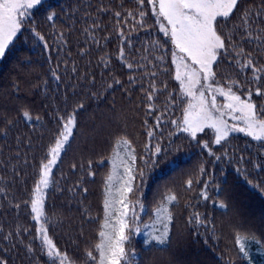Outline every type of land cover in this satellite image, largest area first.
<instances>
[{"label": "trees", "instance_id": "obj_1", "mask_svg": "<svg viewBox=\"0 0 264 264\" xmlns=\"http://www.w3.org/2000/svg\"><path fill=\"white\" fill-rule=\"evenodd\" d=\"M140 7L135 0H42L0 59L2 264H51L34 239L36 225L25 201H30L39 166L62 128L61 117L68 114L75 115L76 126L45 190V227L73 264H90L85 253L98 239L105 180L121 137L135 149L137 172H144L133 193L145 206L140 213L142 229L152 222L166 194L178 197L169 206L173 221L168 243L145 245L148 230H142L127 245L137 254V264H264V147L242 133H232L222 146L215 145L212 132L205 129L198 139L209 143L215 153L209 156L172 125V120L182 119L186 105V100L175 99L179 85L173 79L172 45L159 31L146 0L147 29L135 23ZM246 10H251L247 25L241 19ZM130 11L133 17L126 18ZM219 30L228 45L214 65L219 86L227 88L237 81L238 94L251 89L254 102L264 106V97L255 95L264 82L254 84L251 69L242 70L236 63L251 59L256 67L264 66V0H239ZM122 48L123 61L118 59ZM241 48L244 53L237 55ZM153 82L159 91L149 101ZM25 111L30 118L24 117ZM148 130L153 137H148ZM156 146L162 151L152 157ZM197 178L201 183L195 182ZM189 179L191 189L186 187ZM205 181L208 201L199 197ZM220 202L227 207H217ZM193 212L205 223H189ZM237 232L246 237L247 256L236 246Z\"/></svg>", "mask_w": 264, "mask_h": 264}, {"label": "snow or ice", "instance_id": "obj_2", "mask_svg": "<svg viewBox=\"0 0 264 264\" xmlns=\"http://www.w3.org/2000/svg\"><path fill=\"white\" fill-rule=\"evenodd\" d=\"M139 19L135 23L144 30L147 29L144 11L145 0H135ZM42 0H0V58H4L6 53L14 46L18 34L24 27L25 20L29 17L30 11L41 5ZM151 7L152 16L159 31L170 41L172 45L171 63L174 66L173 79L179 85L178 99L181 103L186 100L183 107L182 119L172 120V125L179 131L185 133L191 140L196 141L209 156L215 155L207 141L201 143L198 139L199 133H204L205 129L212 132L215 145H223L232 133H242L264 147V106H258L253 100L252 90L247 94L239 93L234 89H239L241 85L237 81L229 82L227 88L219 86L216 80L214 65L222 53H226L228 45L224 35L220 32L219 26L226 24L233 12L237 10L239 0H146ZM251 10H246L241 19L244 24H248L246 19ZM117 17L120 13H115ZM130 11L126 18H132ZM48 20L53 16L49 15ZM31 23V20H28ZM247 30V29H245ZM123 37V33H119ZM43 40V37H39ZM260 38V37H258ZM107 39V38H105ZM230 39V37H229ZM121 43L124 40L121 39ZM154 47L158 46V41H152ZM244 53L241 48L237 55ZM251 55L250 53L248 54ZM125 56L123 48L120 50L118 59L123 61ZM163 62V57H159ZM101 62L107 65V60L101 57ZM241 69L250 68L252 71V82L259 85L264 82V66L256 67L251 59L243 64L236 61ZM131 69L133 65L127 63ZM55 75V73H53ZM152 76L156 73L152 72ZM57 79H59L57 77ZM131 80V78H130ZM119 83V81H116ZM216 86H213V85ZM152 91L147 99L152 101L159 91L155 82L150 85ZM165 87H167L165 85ZM172 97V93L168 94ZM255 95L264 97V87L257 86ZM218 97H223V103L217 102ZM83 107V105H79ZM149 111H153L151 104ZM24 117L30 118L27 111ZM157 121L160 117L156 118ZM231 121V123H230ZM62 128L58 133L53 146H50L45 161H42L38 169V178L31 191L29 204L31 218L36 225L35 240L40 241L42 252L51 260V264H73L68 255L56 246L49 236L45 227L47 222L45 213V190L51 184L53 168L60 159L61 153L65 151L73 135V128L76 126L74 114H68L66 118L61 117ZM159 127V124H157ZM148 137H153L154 133L148 130ZM123 147V153L120 151ZM147 148L148 146L145 145ZM162 149L156 146L152 151V157H158ZM143 159V157H141ZM219 159V157H217ZM137 156L127 138L121 137L116 142L110 163L112 171L105 180L103 219L98 231V239L93 249L88 250L85 255L90 264H137V254L130 250L129 245L134 235L140 234L142 230L146 236L145 245L152 241L157 245H165L169 242L170 225L173 215L170 205H173L178 197L175 194H166L161 203L153 212L152 222L143 224L140 213L145 210L144 204L139 197L133 198V193L139 187L136 181L142 183L144 172H137ZM155 162V161H153ZM122 169V171H121ZM203 166L200 167V174L204 173ZM89 175H92L90 172ZM196 183H201L199 178ZM204 188L200 190L199 197L204 201L211 199L208 193V182H203ZM251 183V181H249ZM193 180L186 182V187L191 189ZM215 204V201H213ZM217 207L224 209L226 204L220 202ZM18 207V205H17ZM189 223L200 226L205 223L201 214L193 212L189 218ZM236 246L244 256L248 253L246 237L240 232L235 236ZM32 251L31 247L28 249ZM2 264V262H0Z\"/></svg>", "mask_w": 264, "mask_h": 264}, {"label": "rangeland", "instance_id": "obj_3", "mask_svg": "<svg viewBox=\"0 0 264 264\" xmlns=\"http://www.w3.org/2000/svg\"><path fill=\"white\" fill-rule=\"evenodd\" d=\"M1 59V58H0ZM217 102L219 103V104H222L223 103V97H218L217 98ZM230 123H231V121H230Z\"/></svg>", "mask_w": 264, "mask_h": 264}]
</instances>
